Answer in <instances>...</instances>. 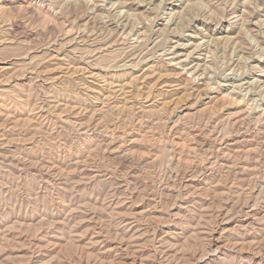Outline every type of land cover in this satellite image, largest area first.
<instances>
[{"label": "rangeland", "instance_id": "rangeland-1", "mask_svg": "<svg viewBox=\"0 0 264 264\" xmlns=\"http://www.w3.org/2000/svg\"><path fill=\"white\" fill-rule=\"evenodd\" d=\"M0 264H264V0H0Z\"/></svg>", "mask_w": 264, "mask_h": 264}, {"label": "bare ground", "instance_id": "bare-ground-1", "mask_svg": "<svg viewBox=\"0 0 264 264\" xmlns=\"http://www.w3.org/2000/svg\"><path fill=\"white\" fill-rule=\"evenodd\" d=\"M120 10H121V9H120ZM197 43H198V42H197ZM176 53H177V52H175L174 55H176ZM174 55H173V56H174ZM178 60H180V58H179ZM181 60H182V59H181ZM184 68H185V67H184ZM209 78H210V77H209ZM254 78H256V77H254ZM253 81H254V80H253ZM233 85H234V84H233ZM253 92H254V91H253ZM253 99H254V98H253ZM216 137H217V136H216Z\"/></svg>", "mask_w": 264, "mask_h": 264}]
</instances>
